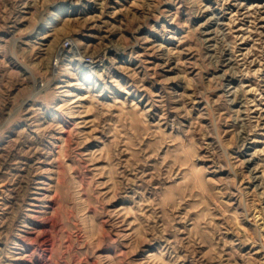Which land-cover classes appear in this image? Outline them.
<instances>
[{
	"label": "rangeland",
	"instance_id": "rangeland-1",
	"mask_svg": "<svg viewBox=\"0 0 264 264\" xmlns=\"http://www.w3.org/2000/svg\"><path fill=\"white\" fill-rule=\"evenodd\" d=\"M0 264H264V0H0Z\"/></svg>",
	"mask_w": 264,
	"mask_h": 264
},
{
	"label": "built area",
	"instance_id": "built-area-1",
	"mask_svg": "<svg viewBox=\"0 0 264 264\" xmlns=\"http://www.w3.org/2000/svg\"><path fill=\"white\" fill-rule=\"evenodd\" d=\"M65 45H66V46L70 45V41H69V40H68V41H66ZM88 61H89V62H92V61H93V59H92V58H88Z\"/></svg>",
	"mask_w": 264,
	"mask_h": 264
},
{
	"label": "bare ground",
	"instance_id": "bare-ground-1",
	"mask_svg": "<svg viewBox=\"0 0 264 264\" xmlns=\"http://www.w3.org/2000/svg\"><path fill=\"white\" fill-rule=\"evenodd\" d=\"M76 49V48H75ZM76 52L78 53L79 51L78 50H76ZM78 57V56H77ZM104 59V58H103ZM102 59V60H103ZM98 60H100V58L98 59ZM58 61H59V57L56 59V62H55V64H57L58 63ZM101 61V60H100ZM93 62V61H92ZM91 63V62H90ZM95 63V62H94ZM98 63V62H97ZM104 63V62H103ZM93 65V64H92ZM20 192V191H19Z\"/></svg>",
	"mask_w": 264,
	"mask_h": 264
}]
</instances>
